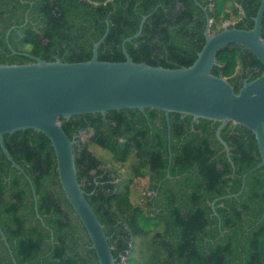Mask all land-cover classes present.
<instances>
[{"label":"trees","instance_id":"obj_1","mask_svg":"<svg viewBox=\"0 0 264 264\" xmlns=\"http://www.w3.org/2000/svg\"><path fill=\"white\" fill-rule=\"evenodd\" d=\"M261 0H0V65L28 64L24 54L47 62H123L125 44L135 63L163 68L190 66L204 44L206 14L216 26L253 27ZM264 39V12L261 19ZM212 74L237 94L244 81L264 73L247 49L231 44L216 56ZM74 145L77 179L109 238L115 263L264 264V167L246 128L156 109H122L60 118ZM13 161L0 149V228L16 264H98L90 239L59 184L50 141L40 132L3 136ZM102 150L112 160L99 157ZM111 165L108 167L106 165ZM127 168L121 176L115 168ZM148 179L159 199L131 198L135 179ZM116 180H118L116 182ZM223 199H219L222 198ZM219 199V200H217ZM215 201V202H214ZM214 202L212 208L211 203ZM0 264H13L0 239Z\"/></svg>","mask_w":264,"mask_h":264},{"label":"water","instance_id":"obj_2","mask_svg":"<svg viewBox=\"0 0 264 264\" xmlns=\"http://www.w3.org/2000/svg\"><path fill=\"white\" fill-rule=\"evenodd\" d=\"M263 12L264 0H261L251 29L226 24L213 34L210 33L212 20L206 14L204 44L188 67L171 69L133 62L125 44L140 34L144 19L138 32L121 44L125 56L123 62L98 60V48L104 35L93 44L89 61L65 63L57 59L47 62L24 54L34 62L0 65V149L11 167L22 173L32 188L29 177L5 148L3 136L20 130H34L50 141L59 184L90 239V248L98 264H116V259L109 238L78 182L74 156L77 142L67 137L59 119L122 109L160 110L167 123L170 113L191 116L193 121L207 119L220 123L215 135L227 156L229 148L221 139L220 130L228 122L242 126L255 137L260 162L243 174L240 191L226 196L236 197L242 192L247 176L264 167V73L244 81L236 94L222 75L212 74V69L217 65V54L231 44L247 49L264 66ZM32 192L34 194L33 188ZM0 239L16 264L1 228Z\"/></svg>","mask_w":264,"mask_h":264},{"label":"rangeland","instance_id":"obj_3","mask_svg":"<svg viewBox=\"0 0 264 264\" xmlns=\"http://www.w3.org/2000/svg\"><path fill=\"white\" fill-rule=\"evenodd\" d=\"M232 21H225V22H222L220 23L219 25L216 26V29L218 28H221V27H224L226 24H231ZM92 152L95 154V155H98L99 157H102V158H107L109 156H107L102 150H100L99 148L97 147H94L92 148ZM110 162H112L111 158H107ZM107 167H110L111 165H106ZM115 168L119 171V174H121V176H126L128 177L127 175V168H122V167H119L118 165H115ZM132 188H131V198H132V202L134 204H140L142 203L143 200L140 199V194L139 193H143L146 191V186H147V183H146V179H136L134 180V182L132 183ZM128 257H124L122 258V261L120 264H126V260H127Z\"/></svg>","mask_w":264,"mask_h":264},{"label":"flooded vegetation","instance_id":"obj_4","mask_svg":"<svg viewBox=\"0 0 264 264\" xmlns=\"http://www.w3.org/2000/svg\"><path fill=\"white\" fill-rule=\"evenodd\" d=\"M75 139V137H74ZM108 170H110L108 167H106ZM139 179V178H138ZM136 180V179H135ZM165 179L159 181L157 183V186L155 187V189H151V187H149V180L146 179V183H147V186H146V191L143 192V193H139L140 195V199L143 200L145 197H151L153 199H159L163 196V193L162 192H159L160 188H161V182H163ZM118 180H116L117 182Z\"/></svg>","mask_w":264,"mask_h":264}]
</instances>
